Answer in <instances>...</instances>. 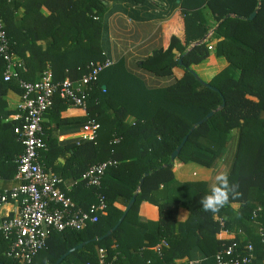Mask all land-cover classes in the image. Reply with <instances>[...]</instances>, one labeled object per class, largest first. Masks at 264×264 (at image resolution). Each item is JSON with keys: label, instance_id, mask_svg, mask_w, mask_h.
Here are the masks:
<instances>
[{"label": "trees", "instance_id": "obj_1", "mask_svg": "<svg viewBox=\"0 0 264 264\" xmlns=\"http://www.w3.org/2000/svg\"><path fill=\"white\" fill-rule=\"evenodd\" d=\"M19 1L0 0V16L12 50L26 66V70H19V77L34 82L49 69L57 82L66 78L77 81L87 73L90 62L104 59L101 20L110 3L143 4L147 0ZM175 2L179 10L169 22L165 45L142 64L150 73L164 76L179 66L182 57L184 73L179 79L164 88L149 89L120 64L103 71L89 90L88 111L78 109L86 112L82 120L93 118L100 124L94 143L74 142L61 149L43 121V139L48 150L41 152L40 159L48 172L79 178L90 166L102 161L114 160L117 164L106 170L100 189L80 183L68 194L83 210L97 201L98 193L102 194L107 208L98 221L81 230L51 233L46 248L31 264H54L69 249L85 241L90 242L60 264H98L99 248L106 250L108 260L116 257L112 264H147V261L176 264L185 258L189 262L194 249L205 257L200 264H211L224 244L242 239L237 235L239 230L245 233V242L250 241L254 246L253 264H264V246L251 226L253 211L260 207L257 221L264 228V0ZM206 7L218 25L205 41L212 28L203 13ZM43 40H49L48 47L42 46ZM199 41L200 44L192 47ZM209 47L215 57L225 61L212 75L200 70L211 56ZM3 71L0 58V162L11 177L23 147L13 132L18 122L2 123L10 112L4 111L6 104L1 97L7 90L19 94L21 90L16 80L3 81ZM191 71L217 91L203 86ZM223 100L224 107L189 134ZM66 106L55 97L44 118L54 114V109L60 112ZM108 109L112 114L107 113ZM129 116L133 117V123L127 121ZM234 135L236 148L227 177L230 185H237L232 187V193L240 195L235 199L230 196L229 203L216 214L205 212L200 201L211 192L208 183L176 181L173 163L165 165L188 136L174 161L211 168L225 155ZM116 138L119 141L114 143ZM61 151L72 158V169L59 166ZM146 173L148 176L143 178ZM142 178L135 203L121 224L110 236L93 241L116 225L124 212L116 206V201L121 199L125 207ZM171 185L172 195L158 202L156 192ZM143 202L155 205L159 211L152 231L141 230L144 224L139 222L138 213ZM180 207L188 213L182 222L177 218ZM218 217L225 219L227 229L236 236L220 228ZM162 240L167 245L162 247L160 256L150 251L153 256L150 259L143 250L155 248ZM9 248L10 241L0 232V262L18 264L6 256Z\"/></svg>", "mask_w": 264, "mask_h": 264}, {"label": "built area", "instance_id": "obj_2", "mask_svg": "<svg viewBox=\"0 0 264 264\" xmlns=\"http://www.w3.org/2000/svg\"><path fill=\"white\" fill-rule=\"evenodd\" d=\"M209 49H212L209 47ZM103 55V54H102ZM0 58L4 63L2 79L4 82L16 80L21 90L18 123L13 132L23 147V152L16 161V178L20 184L0 195V204L13 203L17 211L12 216L0 220V232L10 241L6 256L14 263L31 264L34 258L46 248L47 241L54 232L65 230H81L98 221L99 215L107 208L105 197L98 193L97 201L83 210L71 199L69 189L64 187L62 177L50 173L41 162L40 154L45 150L43 139V121L45 113L52 107L55 97L62 99L68 107L86 111L89 90L98 76L112 67L114 62L108 58L102 61L90 62L87 73L73 81L68 78L54 81L52 72L47 69L34 82H28L19 77V70H26L24 62L17 58L7 37L3 18L0 16ZM79 84V86H77ZM100 130V124L93 118H87L82 127V136L76 144L95 142ZM119 141L118 138L114 143ZM114 160H105L90 166L81 174L78 182L88 188L100 189L102 178L107 169L116 166ZM258 207L252 214V222L256 226V235L264 246V228L257 221ZM219 226L229 235H235L226 227L223 217L217 218ZM242 237L237 241L223 245L214 256L211 264H253L255 260L254 246ZM162 240L155 246V252L160 256ZM98 264H112L107 259L106 250H97ZM150 262L147 261V264ZM190 264H200V261Z\"/></svg>", "mask_w": 264, "mask_h": 264}, {"label": "crops", "instance_id": "obj_3", "mask_svg": "<svg viewBox=\"0 0 264 264\" xmlns=\"http://www.w3.org/2000/svg\"><path fill=\"white\" fill-rule=\"evenodd\" d=\"M21 2V0L19 1ZM175 0H147L143 4H132L126 1H114L107 6L106 12L101 20L100 44L104 58H108L114 62V65L120 64L125 71L135 78L142 81L145 87L149 89L164 88L172 84L176 79H179L184 69L182 66H177L172 69L171 74L157 76L144 69L142 62L153 55L157 50H160L165 45L166 30L170 26L169 22L177 13L178 6ZM19 13L21 10H18ZM203 13L209 25L212 28L208 32L205 41L210 37L213 30L217 27L211 11L206 7L203 8ZM22 14V12H21ZM18 18L17 20H19ZM49 40L41 41L44 48L48 47ZM214 50L210 52L211 56L201 65V71L206 75H212L217 70L225 65L223 58H217L213 55ZM38 77V73L36 74ZM79 86V84H77ZM5 102L4 111L10 114L4 117L2 123L18 122L20 94L13 90H7L1 97ZM88 111V110H87ZM108 114H112V110H107ZM86 112L66 106V109L54 114L45 116L44 122L47 125L46 130H50V135L57 141L58 146L62 149L76 142L82 136V127L86 123ZM129 123H133V117H127ZM233 150L236 148L235 135L232 136L225 155L217 160L211 168H205L194 163L182 164L178 161L173 162L172 172L176 181L179 182H207L209 187L217 184L216 177L221 174L228 175L233 159H226L227 153L231 145ZM45 150H48L47 146ZM233 151V154H234ZM59 166L72 169V158L64 151L60 152ZM16 162V161H15ZM191 164H194L191 166ZM46 167V166H45ZM56 174L54 172H50ZM8 171L1 168L0 162V194L4 191L16 188L20 181L16 178V172L13 176H7ZM57 175V174H56ZM64 180V187L71 192L80 183L79 178L64 175L61 176ZM173 185L162 186L155 194V199L162 202L165 198L172 195ZM69 192V193H70ZM127 205V204H126ZM116 206L125 209L124 201L118 199ZM17 207L13 203L0 204V220L6 216H12L16 213ZM182 207L178 210V221L182 222L187 218V211ZM139 222L144 226L142 231H152L155 229L156 222L159 219L158 208L148 202L141 203L139 207ZM251 226L256 231L255 223L251 222ZM243 239L246 235L243 232ZM150 251L155 253V248H145L143 252H148L150 259L153 258ZM205 260L204 255L197 249L192 250L189 262L187 259L178 260L176 264H190L195 261Z\"/></svg>", "mask_w": 264, "mask_h": 264}, {"label": "water", "instance_id": "obj_4", "mask_svg": "<svg viewBox=\"0 0 264 264\" xmlns=\"http://www.w3.org/2000/svg\"><path fill=\"white\" fill-rule=\"evenodd\" d=\"M258 8H259V7H257V10H258ZM257 10H256L255 12H253V13L249 16V18H248L249 20L252 19V18L256 15ZM227 17H230V15H227ZM206 38H207V37H206ZM206 38H205V39H206ZM205 39H204V40H205ZM204 40H203V41H204ZM200 43H201V41L196 42V43H194V44L192 45V47L195 46V45H198V44H200ZM179 65H180V66L182 65V57L179 59ZM191 72H192V74L194 75V77H195L200 83H202L203 86L208 87V88H210V89H212V90H214V91H217V89H215V88L209 86L208 84L202 82V81L200 80V78L197 76V74H195L193 71H191ZM224 105H225V103H224V100H223L221 106H220L219 108L215 109V110L210 111V112H209L204 118H202L201 120H199V121H198V122H197V123H196V124L190 129L189 134H191V133L194 131V129H196L198 126L202 125V124L205 123L209 118H211V117L215 114V112H217L218 110L222 109V108L224 107ZM189 134H188V135H189ZM187 137H188V136L184 137V139L182 140V142L180 143V145H179V146L173 151V153H172L171 156H170V163L167 164V165H165V166H168V165H170V164H172V163L174 162V160H175L176 157L178 156V154H179V152H180L182 146H183L184 143L186 142ZM147 176H148V173H146V174L143 176V178H145V177H147ZM143 178L139 181V184H138V187H137V191H136L135 194L132 196V198L128 201V203H127V205H126V207H125V209H124V212H123V214L121 215V217L119 218V220L117 221L116 225H115L112 229H110V230H109L104 236L99 237V238H94L93 241H95V242H96V241H101V240H103L104 238L110 236L111 233H112V232H113V231H114V230H115V229L121 224L122 220L124 219V217L126 216V214L130 211V209L132 208L133 204L135 203L137 193L139 192V189L141 188V186H142V184H143ZM89 242H90V241L82 242V243L78 244L77 246H75V247L69 249V250H68L67 252H65V253H64V254H63V255H62V256L56 261V263H54V264H60V263L66 258V257H68L70 254H72L74 251L81 249L84 245L88 244ZM0 264H4V263L0 262Z\"/></svg>", "mask_w": 264, "mask_h": 264}, {"label": "clouds", "instance_id": "obj_5", "mask_svg": "<svg viewBox=\"0 0 264 264\" xmlns=\"http://www.w3.org/2000/svg\"><path fill=\"white\" fill-rule=\"evenodd\" d=\"M216 180L217 184L212 186L210 194L200 201L203 210L213 214L218 213L229 203L230 196L235 199L240 195L239 192L232 193V187H237V185H230L226 174L218 175Z\"/></svg>", "mask_w": 264, "mask_h": 264}, {"label": "rangeland", "instance_id": "obj_6", "mask_svg": "<svg viewBox=\"0 0 264 264\" xmlns=\"http://www.w3.org/2000/svg\"><path fill=\"white\" fill-rule=\"evenodd\" d=\"M210 51H213V49H209ZM233 144L231 145V147L229 148V152L227 153V156H226V159L228 160V161H230V159L232 158V156H233ZM194 164H191V166H193ZM186 212V211H185Z\"/></svg>", "mask_w": 264, "mask_h": 264}]
</instances>
